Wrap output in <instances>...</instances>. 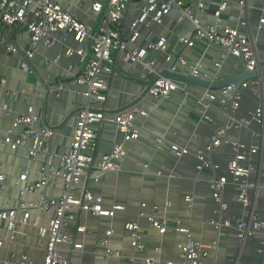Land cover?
Segmentation results:
<instances>
[{"label":"crops","instance_id":"1","mask_svg":"<svg viewBox=\"0 0 264 264\" xmlns=\"http://www.w3.org/2000/svg\"><path fill=\"white\" fill-rule=\"evenodd\" d=\"M57 2L83 22L92 24L96 21L89 1ZM187 3L204 5V12L199 13L203 26H238L239 21H245L246 27L241 29L246 32L257 56L264 59V24L261 23L264 20V0H188ZM141 4L131 7L120 25L125 38L131 36L130 26L139 17ZM223 4L225 8L220 10L217 18L214 12ZM139 29L140 36L135 43L129 44L130 49L146 48L161 38L166 40L164 50L148 52L156 69L165 68L169 57H179L185 60L184 64H176L179 73L192 69L198 70L201 76H214L213 73L219 69L220 77H228L245 72L239 58L204 40L196 41L191 48L182 46L179 38L194 32L193 23L182 9L173 8L160 24L153 22ZM6 32L8 45L17 47L18 52H10L7 46L0 45V134L18 135L19 130L13 127V123L29 109L41 118L34 123L36 130L47 126L55 133L45 140L44 150L37 156H31L28 147L12 149L0 143V175L4 177L0 182V208L16 207L20 202L34 207L28 223L18 226L14 232L8 230L6 222H0V259L8 261L13 256V260L18 262L21 256H27L33 264H43L49 240L48 226L55 213L44 212L35 206L42 198H59L64 191V181L56 174L61 171L60 157L73 138L75 127L72 117L88 104L85 86L74 83L84 67L76 54L83 46L71 36L55 33L52 35L53 45L48 46L45 42L37 45L29 62L30 69L25 71L22 64L30 44L27 28L15 25ZM68 50L73 54L67 55ZM144 74L141 63L129 62L124 53L116 55V70L106 76L109 83L106 108L110 113L126 108L139 97L143 87L138 80ZM255 80L257 85L251 87H259L257 92L261 96L250 90L244 92L240 107L235 112L241 121L252 119L259 108L264 113V76ZM56 85L59 91L49 95L48 88ZM197 90L201 89L183 85L182 90L178 89L168 99L137 103L135 107H141L148 113L137 116L134 121V128L139 134L136 140L125 142L108 120L97 127L96 163L115 146H123L127 154L116 162V171L102 173L97 181L94 177L98 171L96 165L82 175L79 192H91L102 198V208L114 210V215L93 216L75 212L76 219L62 228L70 242L58 247L70 264H146L148 258L159 264L169 261L186 264L178 245L186 241L187 235L175 231L161 234L151 227L149 217L180 220L183 227L189 230L191 238L208 251L201 264L264 262V232L253 234L245 241H240L236 234L239 231L237 220L246 221L253 214L264 218V145L260 138V124L252 119L243 125V129L228 128L224 135V140L238 142L247 151L253 146L259 147L256 153L247 154L240 163L251 168L244 182H235L229 173V162L235 154L230 144L212 152L211 165L202 169L203 175H198L201 170L196 167L197 154L220 130L226 128L227 120L224 108L220 107L209 108L210 119H203L199 111L200 96L195 94ZM218 91H212V95ZM173 145L186 148L189 154L177 156L171 151ZM22 176H26L25 181H22ZM222 177L227 179L222 193V202L227 210L219 214V205L209 184ZM43 180L45 184L36 192H25L26 185ZM244 188L248 194L247 206L238 201ZM116 207L122 209L116 210ZM21 216L18 215L19 218ZM218 221H229L230 226L222 225L224 228L219 232L213 224ZM129 223L141 227L144 252H139L132 245L125 230ZM79 228L84 231L78 232ZM109 230L112 234L107 236ZM78 244L81 248L75 247ZM215 244L216 249H212ZM156 248H160L161 252L157 253ZM108 251L112 254L109 255Z\"/></svg>","mask_w":264,"mask_h":264},{"label":"built area","instance_id":"2","mask_svg":"<svg viewBox=\"0 0 264 264\" xmlns=\"http://www.w3.org/2000/svg\"><path fill=\"white\" fill-rule=\"evenodd\" d=\"M73 2H82L84 0H70ZM90 2L91 13L95 16L96 21L92 24L83 22L78 19L74 13L67 12L57 0H0V45L7 46L8 51L17 53L18 48L13 45H8L7 30L18 25L26 27L30 36V44L25 51L24 62L22 68L29 71V62L34 57V52L37 45L45 42L48 46L53 45L52 35L62 33L65 36H71L76 42L83 47L76 52L80 61L84 64L82 70L77 74L74 83L80 86H85V97L88 104L79 109L72 117L75 122L74 134L71 144L67 147L63 155L60 157V172L57 176L64 181V191L59 198L45 199L42 198L35 206L44 212H54L55 216L50 220L48 231L49 240L44 251L43 264H70L69 260L59 251V246L70 242L67 234L63 233L62 228L67 222L76 219L75 212L81 211L93 216H113L114 210H104L101 206L102 198L94 196L91 192H79L78 184L82 175L86 171H90L96 165L97 174L94 176L98 180L99 175L107 171H116L118 168L116 162L126 156V151L123 146H115L110 153L104 155L97 163L94 154L98 148L97 127L104 121H110L114 124L116 130L122 135L125 142L136 140L139 137L138 132L134 128V121L137 116H146L147 111L137 107L128 110H121L109 113L106 108L109 83L106 76L112 75L116 70V55L124 53L126 59L132 63H141L144 66L145 74L141 80L148 77L158 76L159 71L155 68V62L149 58V51H159L165 49L166 40L159 39L155 43H151L146 48L135 47L129 48L130 43H135L140 36V26H148L151 23L160 24L163 18L169 14L173 8H179L184 11L194 25V32L189 36H181L179 42L186 48L194 46L198 40H204L211 45L222 48L226 54H230L239 58L243 62L244 70L247 73L255 72L259 67L264 68V59H260L249 38L241 27H246L245 21H239L238 26H203L200 20V12H204V5L188 4V0H86ZM140 6V15L130 26L131 36L125 38L121 31V23L126 17L127 12L133 6ZM243 5V3H242ZM225 5L220 6L215 12V16L219 18L220 10L224 9ZM244 12V10H243ZM264 24V20L261 21ZM73 54V51L68 50L67 55ZM169 62L173 61L170 68L171 72L177 70V63H185L182 58L169 57ZM47 65L51 63L46 62ZM198 66V64H196ZM194 74L198 70H193ZM1 85V84H0ZM251 85H257V81L252 79L243 84V88ZM179 89L177 81L170 77H159V79L151 87L149 93L156 99H168L175 91ZM227 87L226 90L220 91L222 99L219 101L221 105H225L228 95L231 90ZM216 100V95L200 96L198 103L200 108L206 109L208 102ZM236 102L233 103V108L238 109L240 97H235ZM38 115L33 114L32 109H29L27 114L21 115L15 119L13 127L19 130L18 135H2L0 134V143L10 146L12 149L28 147L31 156H37L42 153L45 146V140L51 137L55 130L43 126L36 130L34 123L38 119ZM41 119V118H39ZM207 120L209 118H206ZM260 124L262 128L263 145H264V113L262 108H259L253 118ZM252 119H243V125L248 124ZM235 128H238L237 126ZM220 130L212 141L203 148L197 157L203 163L205 157L211 154L215 149L231 145L238 153L229 162V173L232 179L241 183L249 176L251 168L242 166L240 163L246 158L247 154L256 153L258 146H253L252 149L246 150L244 145L238 142H229L224 140L225 132ZM177 156H185L189 154L186 148L176 145L171 146ZM209 166L207 163L199 165L197 168L202 170L203 167ZM4 177L0 175V182ZM25 181L26 176L21 177ZM240 179H244L241 181ZM241 181V182H240ZM227 179L222 177L210 182V188L213 193V198L219 205V214L227 210V206L222 202V193L226 186ZM45 181L35 183L25 187V192L32 194L36 192ZM238 201L243 205L249 204L246 188L242 189L238 196ZM34 209L33 206L26 202H20L16 207L9 209L0 208V222H6L8 230L14 232L20 225L28 223L30 212ZM116 210L122 207H116ZM157 209V208H155ZM21 214V218L18 215ZM148 221L154 229L161 234L169 231H175L187 235L184 243L179 244L178 248L181 256L186 264H201L203 257L208 255V251L204 250L200 242L194 241L189 230L183 227L182 222L178 219H155L149 217ZM219 230L222 225L230 226L229 221L224 223L213 222ZM237 228L241 232L246 231L245 236H252L256 231H264V218L258 214L251 215L246 221L239 219L236 221ZM125 230L131 240L132 245L139 251L144 252L145 245L141 227L136 223L126 224ZM83 228H79L78 232H83ZM43 232L42 229L39 230ZM112 234V230L107 231V236ZM244 235H239L242 238ZM107 245L106 242L103 243ZM1 247V242H0ZM76 248H81V245H75ZM216 249V244L211 247ZM157 253L161 252L160 248H156ZM263 253V250H260ZM109 255L112 254L108 251ZM12 256L11 260L3 261L0 259V264H33L27 256H21L18 262H15ZM146 264H159V262L148 258ZM165 264H173L169 261ZM264 264V262L260 263Z\"/></svg>","mask_w":264,"mask_h":264},{"label":"water","instance_id":"3","mask_svg":"<svg viewBox=\"0 0 264 264\" xmlns=\"http://www.w3.org/2000/svg\"><path fill=\"white\" fill-rule=\"evenodd\" d=\"M216 11H218V10H216ZM215 12H214V14H215ZM212 46H214V45H212ZM136 64H138V63H136ZM172 65H173V61L169 62L168 65L165 68H163V69H156V70L159 71V75L158 76H153V77H150V78L148 77V79H145V80H141V79L138 80V82L143 87L142 91L140 92L139 97L136 100H133L132 102H130L126 106V108H124L122 110L131 109V107L132 108L135 107V105L137 103H139L140 101H146V100L148 102H151L150 100H153L155 102L161 101L162 99L153 98L150 95L149 91H150L151 87L154 85V83L159 79V77H170V78H172L173 80H175V81H177L179 83V86H180L179 90H182L183 85H192V86L200 88L201 90H197V92L195 93V94H197L198 97L199 96H207L208 97V95L212 94V91L219 90L217 92V94H216V100L215 101L208 102L207 103L208 107L206 109L199 108V111L201 112L202 118L203 119H206V118L210 119V117H209L210 109L209 108H212V107L224 108V113H225V116H226L225 118L227 120V125L226 126L228 128H234V127L237 126L238 127L237 129H239V130L243 129L242 121L239 120L237 118L236 114H235L237 109L233 108V103L236 102L235 97L237 95H239V97L241 99L243 94H244V92L248 91V90H250L251 92H253L254 94H256V95H258L260 97L261 94L257 92V88H259V87L248 86L247 88H243V84L246 83L249 80L257 79V78H259L261 76H264V68L259 67V69L257 71L252 72V73H247V72L242 73V72H240L238 74H234V75H231V76H228V77H223V76L220 77L219 74H218V72H219L218 70L219 69L217 71H215V73H213L214 76H209L208 74H205V76H201V74H199V72L197 74H194L192 69L189 72H185V73H179L177 70L175 72H171L170 68H171ZM213 77H216V78H213ZM227 87H231L232 89L227 92L228 99H227L225 105H221L219 103V101L222 99L220 91L226 90ZM58 91H59L58 85L51 86L50 88H48L49 95L56 94ZM45 92H46V90H45ZM240 101H239V103L241 104ZM139 108L143 109L141 107H139ZM119 111H121V110H119ZM244 119H247V118H244ZM72 123L74 124V127H75V122L72 121ZM260 132H261L260 133L261 134L260 138H261V141H262L261 143L263 145L262 128H261ZM225 147L226 146L220 147V148H217V149H222V148H225ZM230 147L233 149L232 146H230ZM217 149H215V150H217ZM234 153L235 154L233 155V157L238 153V151L234 150ZM210 158H211V154H208L205 157L203 163H207L210 166L211 163H212V160ZM197 161L198 162L196 163V167H198L199 165L203 164L202 162L199 161L198 157H197ZM207 167L208 166L203 167L202 169H205ZM197 174L198 175L199 174L203 175L202 174V170H201V172H199ZM240 180L243 181L244 179H240ZM222 228H224V227L221 226L220 229H219V232H221L223 230ZM258 232H264V231L259 230V231H256L255 234H257ZM236 234H237V236L244 235L242 238H239L240 241H245L249 237V236H245L246 235V231L245 232L238 231Z\"/></svg>","mask_w":264,"mask_h":264}]
</instances>
